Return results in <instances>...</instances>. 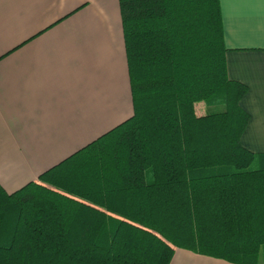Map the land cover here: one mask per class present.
<instances>
[{
  "label": "trees",
  "instance_id": "trees-1",
  "mask_svg": "<svg viewBox=\"0 0 264 264\" xmlns=\"http://www.w3.org/2000/svg\"><path fill=\"white\" fill-rule=\"evenodd\" d=\"M133 111L7 192L0 264L264 258V151L226 73L219 0H118Z\"/></svg>",
  "mask_w": 264,
  "mask_h": 264
},
{
  "label": "crops",
  "instance_id": "crops-1",
  "mask_svg": "<svg viewBox=\"0 0 264 264\" xmlns=\"http://www.w3.org/2000/svg\"><path fill=\"white\" fill-rule=\"evenodd\" d=\"M219 3L226 73L247 87L240 139L262 152L264 0ZM118 9V0H0V185L7 192L133 111ZM171 256L168 264H238L183 247Z\"/></svg>",
  "mask_w": 264,
  "mask_h": 264
}]
</instances>
